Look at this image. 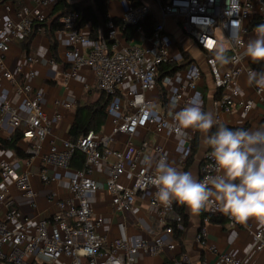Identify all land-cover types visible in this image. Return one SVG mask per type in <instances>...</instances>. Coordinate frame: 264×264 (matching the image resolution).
<instances>
[{"label": "built area", "instance_id": "obj_1", "mask_svg": "<svg viewBox=\"0 0 264 264\" xmlns=\"http://www.w3.org/2000/svg\"><path fill=\"white\" fill-rule=\"evenodd\" d=\"M158 9L157 21L147 35L143 24L154 13L151 5L141 3L128 6L122 16V26L136 28L142 34L141 44L123 42V28L109 17L106 34L98 38L91 31L76 28L77 14L71 11L61 21L64 28L58 39L64 45V58L70 66L65 81L80 78L81 71H92L100 90L110 96L106 107L107 130L90 129L77 139H63L58 143L50 139L62 116L49 115L44 109L45 91L34 85L37 76L35 64L55 65L54 58L42 60L35 54H26L25 62L9 65L8 54L16 42L27 40L36 23L47 19L58 0H0V133L21 132L31 141L27 148L29 165L39 161L37 174L45 185L61 183L65 178L68 195L57 190L46 195V201L55 205L49 218L28 217L13 206L11 190L17 189L37 207L39 193L32 181L33 172L20 171L13 161V152L1 149L0 153V262L3 264H137L142 254L170 253L168 264H193L186 254L177 253L179 246L176 228L183 229L184 217L174 202L164 207L156 199L157 188L151 182L155 176V162L161 157L170 162V151L158 142L132 138L141 137L144 130L168 137L177 136V165H187L192 153L195 131L182 133L174 130L173 116L185 107L197 93L202 102V83L210 75L220 97L214 102L215 117L223 111L241 108L249 113L253 101L242 96V77L256 71L251 60L244 55L248 40L245 34L253 33L255 23H264V0H154ZM174 18L178 27L203 51L205 64L196 60L171 73L161 76V66L181 63L184 51L175 37L167 31L166 20ZM232 25H239V42L232 41ZM222 32L223 38L217 35ZM38 32H46L40 27ZM223 43L229 49L230 63L213 64L209 43ZM88 51L84 52V47ZM198 71L199 78L190 75ZM251 85V84H250ZM7 86L20 95L15 103ZM259 101L264 104V91L251 85ZM164 92V95L162 93ZM175 102V109L170 104ZM65 109L76 105L75 98L55 100ZM155 106V109H153ZM264 120V112H263ZM254 130V129H252ZM80 153L83 165L73 167ZM145 155H154L151 167L143 163ZM102 169L104 179L96 177ZM214 161L208 149L203 157L200 179L216 175ZM107 191L115 212L120 215L116 233L111 236L103 230L107 218L96 212L95 195ZM145 197L155 220L156 232L148 240L129 231V215L138 217L137 198ZM94 197V198H93ZM213 216L221 213L211 200L205 208ZM229 224L238 227L227 216ZM139 221L144 223L140 218ZM205 221H210L205 218ZM208 230L201 226L196 239L207 246ZM255 249L264 251V230L253 232ZM208 248L216 252L218 264H246L239 256L220 252L216 245ZM202 264H207L202 261Z\"/></svg>", "mask_w": 264, "mask_h": 264}, {"label": "crops", "instance_id": "obj_2", "mask_svg": "<svg viewBox=\"0 0 264 264\" xmlns=\"http://www.w3.org/2000/svg\"><path fill=\"white\" fill-rule=\"evenodd\" d=\"M30 3V0H25ZM70 3L78 2L79 0H68ZM142 3H147L152 6L154 13L153 16L155 21L158 17V9L154 0H141ZM92 2V0H91ZM128 6V0H112L109 3V17H117L119 20V26L122 25V16ZM51 11H48L47 19L50 21ZM259 23L253 25V33L245 34V38L249 41L255 38V28ZM174 27V28H173ZM178 27L177 22L174 18H168L166 20V28L169 33L173 36V30ZM179 28V27H178ZM46 29V27H45ZM86 31H91L89 26L84 28ZM60 31V30H59ZM55 31L52 35L50 32H38L34 36L29 50L23 47L22 43L24 41L16 42L8 54L9 65L13 67L17 63L25 62L26 54H35L42 60L54 58L56 60L55 65H50L45 62H40L35 64L37 70V76L34 79V85L42 88L45 91L46 103L44 109L46 112L53 116L56 112L60 113L62 119L55 124L53 133L44 142V149L46 151L50 142V139L54 138L58 143L63 139H73L69 130L75 119V112L78 103H80L83 95L87 94L92 98V102L96 99L93 96V89H98L100 94L102 90L99 89L92 71L88 68L81 71L80 78L69 79L68 82L65 81V75L69 71L70 66L64 58L65 47L60 43L58 39V32ZM103 35L102 33L100 36ZM175 37V36H174ZM144 37L142 34H135L132 38L128 39L127 36L122 31L121 40L123 42H133L134 44H141ZM178 47L187 52L192 60H196L199 63L205 64V56L200 47L189 37V40H183V38H176ZM55 44V45H53ZM54 46V48H53ZM227 49L228 47L225 46ZM84 52L88 51V46L84 47ZM190 49H196L199 52L198 57H194ZM229 51V49H228ZM229 56V53H228ZM242 96L246 99L253 101V108L249 113H245L241 108L226 112L223 111L220 114V119L217 120L215 117V106L214 102L220 97V93L216 91L214 83L210 75H205L202 83V110L206 112H211L214 119L218 124H224L229 128H240L247 126V129H257L264 126L263 112L264 104L259 101V98L254 90V88L249 84L247 77H242ZM10 91L9 98L17 103L20 101V95H18L12 87L7 86ZM91 92V94H90ZM75 98L76 105L72 109H65L55 103V100H63L68 98ZM108 120L102 127V130H107ZM214 126L210 130V134L214 132ZM15 133L20 134V140L18 145L23 152V156L18 155L14 149H9L13 152V161L16 162L17 169L20 171L30 170L33 172L32 181L34 186L37 188L39 193V203L37 207L33 205L32 200L28 199L23 193L13 188L11 190V197L13 198V206L22 211L25 216L28 217H39V218H49L55 210V205L48 203L46 195L50 193L51 190H57L61 195L67 196L68 189L65 187V178L61 183H53L45 185L40 180L37 171L39 168V161L36 160L34 164L29 165L28 161L30 156L27 154V148L30 146L31 141L23 137V134L19 131L10 133L8 129H3L0 133L1 138L10 139ZM77 139V138H76ZM146 140L149 143L158 142L163 144L170 151V162L169 164L176 167L179 170L190 171L197 179H200V170L202 166V161L205 152L208 150L203 145V134L199 133V147L194 156H190L187 165L183 168H179L177 165V151L176 145L178 142L177 136H166L162 134H155L152 130H144L141 137L132 138L134 143L139 144L142 140ZM8 149V148H0ZM1 156V153H0ZM154 161V155H151ZM76 161H73V167H78L75 165ZM83 165V164H82ZM81 165V166H82ZM96 177L104 179V174L102 169H99L96 173ZM94 198V197H93ZM95 210L97 213L104 215L107 218V223L103 230L109 235L113 236L116 233V223L120 219V215L115 212L114 206L111 202V195L107 191H99L95 195ZM137 204L140 207V212L138 217L129 215V231L131 234H138L145 239H152V232L156 230L155 220L152 213L149 210L147 198L139 196L137 198ZM204 211H207L204 209ZM185 212L188 216V225L183 228V232L178 238L179 246L177 248V253L186 254L193 264H202V261H206L207 264H218L217 253L211 251L208 246L216 245L220 252L232 253L239 256L246 264H264V251H257L255 249V239L253 237V232L258 229H263L255 220H249L247 224H240L238 227H233L229 224V220L225 223H217L211 221H205L201 218V213L199 215H193L186 207ZM2 210H0V216L2 215ZM183 215V214H182ZM224 215V214H222ZM184 217V215H183ZM142 219L144 223H141L139 219ZM206 225L207 234V246L203 245L196 239V235L199 232L201 226ZM151 229H153L151 231ZM170 258V253L168 251H163L157 255L142 254L137 264H168ZM0 264H3L0 262Z\"/></svg>", "mask_w": 264, "mask_h": 264}, {"label": "clouds", "instance_id": "obj_3", "mask_svg": "<svg viewBox=\"0 0 264 264\" xmlns=\"http://www.w3.org/2000/svg\"><path fill=\"white\" fill-rule=\"evenodd\" d=\"M255 38L244 47V55L253 63H264V23L255 28ZM239 42V25H232L229 37ZM213 64L230 63L228 49L223 43L209 47ZM199 78L198 71L190 73ZM248 82L264 91V70L248 74ZM173 101L170 109H175ZM155 109V106H153ZM174 130L182 133L193 130L203 134V145L210 149L217 174L197 179L190 171L179 170L161 157L155 162V176L151 182L157 188L156 199L164 207L173 202L199 215L214 199L218 210L236 223L255 220L264 226V126L257 129H230L218 124L211 112L202 110L200 94L173 116ZM216 131L210 134V130ZM143 163L151 167L153 158L145 155Z\"/></svg>", "mask_w": 264, "mask_h": 264}, {"label": "trees", "instance_id": "obj_4", "mask_svg": "<svg viewBox=\"0 0 264 264\" xmlns=\"http://www.w3.org/2000/svg\"><path fill=\"white\" fill-rule=\"evenodd\" d=\"M111 1L112 0H92L91 3H70L68 0H58L51 12L52 19L50 21L46 19L43 23H36L32 35L22 43L23 47L29 50L30 44L40 27H46L47 31L50 32L51 35L55 31L63 29L64 24L62 23L61 19L64 16L68 15L71 11H74L77 14V29L89 26L91 28V36L93 38H98L101 33L105 35V24L109 19L108 7ZM128 1L134 6L140 5L142 3L141 0ZM113 19L117 24H119V20L117 17H113ZM155 23V18L152 15L144 22L143 27L147 35L151 34ZM121 27L123 28V32L127 36V38H132L136 31V28L131 26L123 27L122 25ZM228 53L229 51L227 52V55ZM190 61H192V59L190 58L189 54L184 51V60L181 63H173L161 66V76L166 73L174 72L175 70L188 64ZM251 65L257 72L264 70V63H253L251 61ZM162 93L164 95L163 90ZM109 99L110 96L102 91L100 96L94 102L78 103L75 112V119L69 130V134L73 139L78 138L81 134L86 133L90 129H93L97 132L101 131L102 127L107 121L106 107L108 105ZM242 128L247 129V126H243ZM215 131L216 128H214V132ZM20 137L21 135L17 133H15L10 139L0 137V148L14 149L18 153V155L23 156V152L18 145ZM198 147L199 132L195 131V138L193 140V149L191 156H194V154L198 150ZM74 161H76L75 165L80 167L83 164L82 155L77 152ZM174 204L176 209L184 215L183 228H185L188 225V216L185 212V207L175 202ZM201 218L202 220H204V218H208L211 222L217 223H225L227 221L226 215L213 216L209 212L204 210L201 212ZM183 230L184 229L176 228V236L178 238L182 234Z\"/></svg>", "mask_w": 264, "mask_h": 264}, {"label": "rangeland", "instance_id": "obj_5", "mask_svg": "<svg viewBox=\"0 0 264 264\" xmlns=\"http://www.w3.org/2000/svg\"><path fill=\"white\" fill-rule=\"evenodd\" d=\"M78 2L80 3H91V0H79ZM78 2H74V3H78ZM174 28V27H173ZM173 34L176 38L180 39V38H183V40H186L188 39L189 40V36H187V34H185L181 28H176L173 30ZM217 35L220 37V38H223V35H222V32L220 30L217 31ZM191 52H192V55L194 57H198L199 56V52L196 50V49H190ZM93 93V96L96 98H98L100 96V91L98 89H93V91H91ZM90 92V94H91ZM93 100L91 97H89L87 94L83 95L80 103H91Z\"/></svg>", "mask_w": 264, "mask_h": 264}, {"label": "snow or ice", "instance_id": "obj_6", "mask_svg": "<svg viewBox=\"0 0 264 264\" xmlns=\"http://www.w3.org/2000/svg\"><path fill=\"white\" fill-rule=\"evenodd\" d=\"M211 46H212V43L210 42V43H209V47H211Z\"/></svg>", "mask_w": 264, "mask_h": 264}]
</instances>
